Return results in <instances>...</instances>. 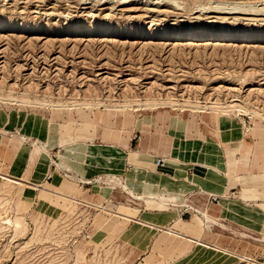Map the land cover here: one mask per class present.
Returning a JSON list of instances; mask_svg holds the SVG:
<instances>
[{
	"label": "rangeland",
	"instance_id": "374dc122",
	"mask_svg": "<svg viewBox=\"0 0 264 264\" xmlns=\"http://www.w3.org/2000/svg\"><path fill=\"white\" fill-rule=\"evenodd\" d=\"M173 1L179 4V11L176 4L155 9L141 5L145 0H130L127 5L121 4L123 0H0V24L7 28L23 24L30 30L26 34L0 33V264H246L237 254L249 255L255 261L250 264L264 263L263 230L247 231L225 213L210 212L227 229L213 227L202 242H195L197 231L188 214L180 217L187 237L179 238L166 231L159 208L127 203L120 189L101 197L97 185L79 184L55 171L53 164L60 154L77 175L89 179L92 171L99 172L92 181L107 174L121 177L107 168L119 163L122 155L95 139L133 137L135 148L140 131L146 128L154 136L158 129L161 136L163 128L170 132L181 125L193 130L194 137L207 134L217 143L218 122L239 133L229 139L239 138L243 127L245 131L258 127L255 136L241 135L237 150L244 139V149L254 143L263 147L264 42L195 47L58 36L65 29L91 23L129 26L142 32L163 27L173 31L229 28L264 36V0H243L250 2L243 9L254 13L253 18L233 11L215 15L214 24L209 23L213 21L209 16L198 13L234 0ZM146 10L153 11L147 14ZM206 107L212 108L208 111ZM222 107L226 110L221 111ZM109 108L123 109L125 114L105 119ZM68 123L71 127L66 131L62 127ZM106 123L114 129L124 125L131 133L119 131L120 135L118 130L104 128ZM136 129L140 130L137 134ZM20 134L28 143L17 148ZM50 138L64 143L48 150L52 171L46 174L42 189V178L38 185L27 181L34 168L32 161H39L36 173L47 166L40 153H35L34 141ZM219 141L222 149L230 144ZM141 154L145 155L128 151L126 158L133 164ZM10 165L9 176L17 178L16 171L21 170L22 181L6 177ZM53 176L62 179L55 178V189L47 186ZM144 178L125 180L127 185L137 186ZM142 206L155 210L145 213L148 216L144 217L151 215L147 223L139 219ZM16 215L20 227L14 225ZM157 221L161 223L158 229L151 226ZM256 236L258 240L253 242Z\"/></svg>",
	"mask_w": 264,
	"mask_h": 264
},
{
	"label": "crops",
	"instance_id": "0c3cea01",
	"mask_svg": "<svg viewBox=\"0 0 264 264\" xmlns=\"http://www.w3.org/2000/svg\"><path fill=\"white\" fill-rule=\"evenodd\" d=\"M217 124L218 133L216 135H218L219 140H221L222 143L228 142L231 146L227 144L222 149L217 144L221 143L219 140L215 143L207 134L204 135L205 138H203L202 134H197V136L194 137L192 134L193 130H189L183 126L181 127V125L173 127L170 132L163 128V134L161 136L158 129L155 136L152 134L153 131L150 128H146L144 130L145 132L136 129V134L140 131V136L135 148H132L131 144L133 137H128L127 139L125 137L122 140L118 135H115L116 139L108 140L97 137L95 141L99 143H114L117 145L115 147L117 148V155H122V158L119 163L114 164L113 167H111L112 165L108 166L107 171L121 175L123 179H129L130 181L128 180L127 182L135 181L136 178L143 179L147 177L146 181L150 180L159 183V186L156 188L159 192L166 193L165 190L171 189L173 193H178L184 198L188 197L187 199L190 200L198 196L201 201H207L205 206L209 208L210 212L216 210L219 213H225L228 215L229 219L242 226V228L250 230L252 233H257V230H263L264 232V146L260 147L257 143H254L252 147L244 149V145L246 144L244 139L243 143H240L242 145H240L238 150H233L232 148H237L239 139H229L228 137L239 133H236V130L232 127H223L219 122ZM205 131L206 129L203 130L204 133ZM118 133L120 132L118 131ZM225 138L227 139L225 140ZM122 143H124V145ZM167 147H169L168 150ZM136 150L145 153V155H138L139 160L131 164L126 158L127 153L128 151ZM171 150L173 157L172 167H167L163 157L169 155ZM154 157H157L158 160H154ZM117 159H119L118 156ZM32 162L34 163V168L31 177H28L30 180L27 182L38 185L41 178L42 182L46 181L47 166L45 171L42 170V172L36 173V167L39 161ZM27 163H30V161ZM27 163L24 162V164ZM11 165L8 176L6 177L16 181H22L21 178L23 175L21 170L16 171L17 175L19 174L17 178L9 176L11 173ZM18 168L20 169V167ZM150 170L153 174L151 176L146 173L147 171L150 172ZM213 170L216 173H214ZM92 172L93 174L89 175V179L91 180L99 175V172ZM80 175L88 178L87 175ZM80 175L78 174V176ZM59 177L60 176L51 177L53 181L51 184L47 182V186L54 188L52 184L55 178H57L58 182L62 180L61 177ZM44 188L45 186L42 189ZM223 194H227V197L223 203H221L219 199H222ZM141 208V218L139 219L147 223L148 221L146 219L151 218V215H149V217H144L148 216L145 213L147 211L151 212L153 209L148 210L145 206ZM187 208L188 207L179 205L174 208V212L177 214L176 218H180L184 214H188L190 218V209ZM209 233L210 232L205 233L204 237ZM256 237L253 242L258 240V237ZM262 243L263 245L261 246L264 248V242ZM262 257H264V254ZM261 264H264L263 261Z\"/></svg>",
	"mask_w": 264,
	"mask_h": 264
},
{
	"label": "bare ground",
	"instance_id": "6f19581e",
	"mask_svg": "<svg viewBox=\"0 0 264 264\" xmlns=\"http://www.w3.org/2000/svg\"><path fill=\"white\" fill-rule=\"evenodd\" d=\"M140 1H143V0H140ZM153 1H156V2H153ZM129 2H130V0H123V2H121V4L122 5H127ZM193 3H195V2H193ZM226 3L227 2L219 3L216 7L212 8L211 11H209V12H205L206 10L205 11L201 10L198 13V16H209V18H207V19H213V21L210 20L211 21V22H209L210 24L216 23V19L217 18L214 17L215 15H225V14L226 15H231V12H233V11H239L237 14L242 15V17H244V18H253V17L256 16V15H254V13H246L245 12V10L243 9V7L245 6V4L247 2H245L243 0L242 1H240V0H234V1H232V3H229V4L227 3L228 4L227 7H225V6L223 7V5H225ZM249 3H247V4H249ZM169 4H170V7L173 6V4H176L175 5L176 6V10L179 11L180 8L177 9V7H178L179 4L176 3V2H174L173 0H167V1H165V0H145V2H142L141 3V5H143V6H147V7L153 6L154 9L155 8H159V7H162V6H166V8H167V7H169ZM175 6H173V7H175ZM238 6H241V7H238ZM252 7L254 8V6H252ZM207 9L209 10L210 8H207ZM250 9H251V6H250ZM174 10H175V8H174ZM183 10H184V8H183ZM226 10L228 12H226ZM146 11H147L146 13L148 14V13H150L153 10H146ZM190 15H193V14H190ZM145 16L146 15H144V17ZM145 18H148V16H146ZM241 20L242 21L245 20V21H248V22H254L255 21L254 19H241ZM233 21H235V23H237V20L234 19ZM217 28H219V27H217ZM170 29L169 28H166V27H163L161 29L155 28L154 30H151L150 32H148V31L147 32H142V31H138L139 29L136 30L135 28H131L129 26H126V27H123L122 28L121 26H119V27H113V26H111V24L110 25H107V26H102V25H99V24H96V23H91V24L86 25V26H79L78 25V26H74V27L65 29L64 31L61 32V35H58V36L59 37H62V38H66L68 40H79V39L80 40L81 39H88V40H92V39H103V40H111V39H131V40H138V41H142V42L149 41V42H152V43L153 42L154 43H161L163 45H166V44H170V45L171 44L181 45L183 43H186L188 46L191 45V46H195V47H199L201 45L205 46V45H209V44H213L214 47H215L216 45H232V44H240L241 45V44L262 43V42H264V36H257V35L255 36L252 33H249V32H247L245 30H243L242 32H236L234 30L232 31L229 28H221V29H218V30H214V29H211V28L202 29V30H200L199 28H195V29L193 28V29H190V31H189V29L187 30L185 28L184 29L177 30V31H173V30H170ZM28 31H30V30L27 28V26H25L23 24H16L15 23L10 28H7L5 25L0 24V33L10 32L12 34H26ZM211 108L212 107H206V109L208 111ZM214 109H217V108H214ZM224 110H226V108L225 107H222L221 111H224ZM106 113L107 114L105 116H103V118H105V119L113 118L114 115H117V114H121V115H124L125 114L124 111H123V109H119V108L118 109H114V110H112L110 108L109 109H106ZM217 120L219 121V118ZM125 124H126V122H125ZM126 126H127V124H126ZM50 127H51V131H52L53 130L52 127H54V125H51ZM55 127H58V126H55ZM61 127H62V125L59 126L58 128H61ZM70 127H71V125H70V123H68V124L63 125L62 128L65 129L66 131H69ZM114 127L115 126H111V127L108 126V123H106V125L104 126V128H106V129H108L110 131L111 130H113V131L114 130H118V131L130 132L129 131L130 130L129 127L127 128L124 125L121 126V127H119V128H117V129H114ZM244 128L246 129V127H243V130L241 132V135L245 137V136H248V134H250L251 136H255V134H256L255 131H257L256 129L258 127L257 128L256 127H254V128H252V127L251 128H247L246 131L244 130ZM260 130H262V129L260 128ZM104 133H107V132H104ZM241 135L238 138L239 139L238 142L241 140ZM19 136H20V138H19L20 141H19V145H18L17 148H19L21 144L28 143L26 141V139H27L26 136L21 135V134ZM34 142H36V144L33 145L34 151H35V153H40L41 160L47 161L46 162L47 163L46 174H49L52 171L50 169V167H51V164L53 163V161L51 160V158L49 156L48 150H50V148L52 146L56 145V144L59 145L61 143L63 145L64 141H63V139H60L59 141H56V138H50L47 141H39V140L36 139V141H34ZM103 144L104 145H107V146H111V147H116L117 146L114 143H103ZM122 144L124 145V143H122ZM29 146H30V144H29ZM168 148L169 147H167V150H168ZM209 148H211V147H209ZM232 149L233 150H236L237 148H232ZM154 150H155V148H154ZM161 154H162V152H161ZM57 157L59 158L58 159L59 161L54 162L53 165L56 168L55 171L59 172L63 176V178H65L67 180H70V181L78 182L79 184L97 185L99 187L100 196L101 197L108 196L112 192H114V190L116 191V189H120L121 192H123L124 195L126 196V197L125 196L124 197H125V200L127 201V203L136 202L138 205L139 204H149L151 206L154 205V207L159 208L160 211H157V213H163V216L164 217L162 219H164V222H166V224H163L162 223V225L167 226L165 229H166V231L168 233H171V234H174L176 236L183 237V238H186L187 237L186 235L183 234V231H182V229L180 227V225H183L184 226V224L182 222V219L176 218L177 217V214L174 212V208H176L178 205L179 206L188 207L187 209H190V211H189L190 212V218H189L190 219V223H191V226L193 227V230L194 231H197L196 232L197 233V235H196L197 238L195 239V242H202L203 239L205 238L204 237V234L205 233H208V232H211L213 227H216L218 230H220V229H223V230L227 229V226L225 225V223L223 222V220L221 218H216V217H214V216L211 215V213L209 211V208H207L205 206V204H206L207 201H203V200L201 201L200 198H198V196L194 197L195 199L191 198V200H190V199H187L188 197L187 198H184V197H181L178 193H173L171 189L165 190L166 193L159 192V191L156 190V187L159 185V183H156V181L154 182V181H150V180L143 181L142 183L138 184L137 186L127 185L125 179H123L121 177H117L116 175H113V174H107L104 177H100L99 179H97L95 181H92L90 179H87V178L78 176L77 173L74 172V170H72L69 166H66L64 164L63 158H62V156H60V154H58ZM172 158H173L172 157V150L170 151L169 155H167L166 157H163L164 163H165V165L167 167H172L171 166L172 165ZM199 164H200V162H199ZM208 171H207V173H208ZM146 173L149 176L153 175L151 173V170H150V172L147 171ZM214 173H216V172L214 171ZM162 187H163V185H162ZM139 189L141 190V192L138 191ZM226 197H227V194H225V195L223 194L222 195V199H219L220 202L223 203V201L226 199ZM161 210H163V211H161ZM15 212H16V210H15ZM15 217L16 218L14 220V225H15V227H20V225H21L20 217H19V215H16ZM227 220H229V219H227ZM34 221H36V220H34ZM34 221H33V223H34ZM151 226L158 229V228H160L161 223L157 221V224L156 225L151 224ZM229 226H230V224H229ZM231 226H232V224H231ZM38 228H40V227H38ZM247 231H244V232H247ZM236 236H238V235H236ZM249 238H251V237H249ZM262 242H264V239H263ZM214 247L217 248L219 246H217V244H214ZM244 255H246V254H244ZM244 255L237 254V256H239V258L244 263H246V264H250V263L254 262L253 259H251L248 256H244ZM258 264H261V263H258Z\"/></svg>",
	"mask_w": 264,
	"mask_h": 264
}]
</instances>
